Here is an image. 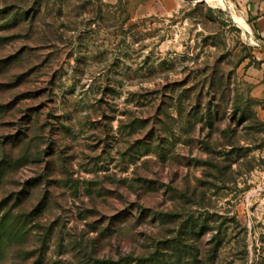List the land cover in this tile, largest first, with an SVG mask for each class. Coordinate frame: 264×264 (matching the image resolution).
<instances>
[{"label": "rangeland", "instance_id": "1", "mask_svg": "<svg viewBox=\"0 0 264 264\" xmlns=\"http://www.w3.org/2000/svg\"><path fill=\"white\" fill-rule=\"evenodd\" d=\"M223 2L0 0V264H264V43Z\"/></svg>", "mask_w": 264, "mask_h": 264}, {"label": "crops", "instance_id": "2", "mask_svg": "<svg viewBox=\"0 0 264 264\" xmlns=\"http://www.w3.org/2000/svg\"><path fill=\"white\" fill-rule=\"evenodd\" d=\"M230 1L232 2L233 6L236 7L242 13L243 16L241 15V17L246 26L252 31V28L246 22L247 20L252 25L259 40L264 43V0Z\"/></svg>", "mask_w": 264, "mask_h": 264}, {"label": "trees", "instance_id": "3", "mask_svg": "<svg viewBox=\"0 0 264 264\" xmlns=\"http://www.w3.org/2000/svg\"><path fill=\"white\" fill-rule=\"evenodd\" d=\"M208 114L210 116V112L207 113V116ZM16 229L18 228L13 223V217L9 216V213L8 214L6 213L0 221V242L1 240H3L4 237H11V235H14L15 232H17Z\"/></svg>", "mask_w": 264, "mask_h": 264}, {"label": "bare ground", "instance_id": "4", "mask_svg": "<svg viewBox=\"0 0 264 264\" xmlns=\"http://www.w3.org/2000/svg\"><path fill=\"white\" fill-rule=\"evenodd\" d=\"M208 2H210L213 5H224L223 0H207ZM234 18L238 19L237 15L235 13H233Z\"/></svg>", "mask_w": 264, "mask_h": 264}, {"label": "water", "instance_id": "5", "mask_svg": "<svg viewBox=\"0 0 264 264\" xmlns=\"http://www.w3.org/2000/svg\"><path fill=\"white\" fill-rule=\"evenodd\" d=\"M189 1H192V2L198 3V2H202L203 0H189Z\"/></svg>", "mask_w": 264, "mask_h": 264}]
</instances>
